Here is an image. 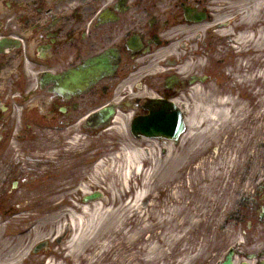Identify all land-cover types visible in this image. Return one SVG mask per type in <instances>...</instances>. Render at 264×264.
Here are the masks:
<instances>
[{
    "label": "rangeland",
    "instance_id": "obj_1",
    "mask_svg": "<svg viewBox=\"0 0 264 264\" xmlns=\"http://www.w3.org/2000/svg\"><path fill=\"white\" fill-rule=\"evenodd\" d=\"M215 21L249 37L248 45L238 53L248 56L236 61L239 70L247 71L236 76L235 84L222 80L221 87L207 85L205 99L188 101L186 115L193 118L196 111H201L202 116L203 111L219 106L217 102L225 98V92L238 89L228 98L231 105L225 110H229V116L221 117L217 124L194 121L179 146L167 148L165 156L159 144L153 143L154 147L134 141L121 120L95 132L93 138L85 140L79 135L77 144L66 145L71 152L56 160L58 168L51 167L49 173L44 167L38 171L29 164V178L20 181L19 191L0 195V254L5 260L1 264H74L66 250L73 233L67 232L66 225L70 214L77 219L82 216L83 190L102 192L106 202L86 206L94 211L100 204L103 211L94 220L89 215L84 218L87 224L95 225L89 235L94 234L95 240L85 239V249H74L77 264L87 259L93 264H153L164 260L152 254L173 249L185 252L182 260L189 262L191 253H206L211 258L220 247L224 251L234 244L230 227L223 222L221 231L220 221L231 208L247 219L252 188L249 183H241L249 174L258 172L264 177V0H228ZM62 138L61 145L67 134ZM47 146V153L62 151L57 140ZM144 148L150 151L151 159L139 156L142 174L132 170L131 182L124 185L126 168L119 155L141 153ZM49 165L54 166V162ZM168 186L171 190L167 193ZM137 192H144L148 199L137 203ZM159 193L164 200L161 196L155 200ZM151 203L152 208L145 205ZM128 204L138 208H129ZM220 208L224 219L212 211ZM150 221L154 225L148 232ZM239 228L246 231L245 225ZM107 241L109 248L103 256H97L99 247ZM43 242H48L49 250L33 254ZM18 251L22 258L16 257Z\"/></svg>",
    "mask_w": 264,
    "mask_h": 264
},
{
    "label": "flooded vegetation",
    "instance_id": "obj_2",
    "mask_svg": "<svg viewBox=\"0 0 264 264\" xmlns=\"http://www.w3.org/2000/svg\"><path fill=\"white\" fill-rule=\"evenodd\" d=\"M221 2L0 0V192L14 193L28 177L38 132L68 131L80 120L94 128L95 106L110 105L118 89L122 107L140 117L152 101L184 98L192 77L203 89L229 83V41L206 28ZM167 254L159 264H179L184 253Z\"/></svg>",
    "mask_w": 264,
    "mask_h": 264
},
{
    "label": "bare ground",
    "instance_id": "obj_3",
    "mask_svg": "<svg viewBox=\"0 0 264 264\" xmlns=\"http://www.w3.org/2000/svg\"><path fill=\"white\" fill-rule=\"evenodd\" d=\"M243 39H249V37H240L238 40H243ZM218 103V107H215L211 110L208 111H203L202 116H200V112L201 111H196L195 115L193 118L188 119V123L191 125L192 123H198L201 119H205L207 120V123L214 122L215 124H217L220 121L221 117H228L229 116V111L225 110V108L227 107L228 101L227 100H220L217 102ZM115 121L119 122L120 119L119 117L115 119ZM140 153L139 152H133V153H127V154H122L119 155L118 158H120L124 164L126 168V171L124 172V176L125 177H129V175L131 174V171L133 170L134 173H140L141 170V159H140ZM142 173V172H141ZM128 178H125L124 182H127ZM129 184V183H128ZM127 184V185H128ZM146 184V183H145ZM126 185V186H127ZM85 191V190H84ZM88 193V191H85L84 194ZM144 192H138L136 194V201H140L142 200L144 197ZM80 213H81V217H78V219L76 217H73L72 214L69 215L70 217V222L67 223V225L69 226V233L71 231V234L73 233V235H71L70 242H69V247L66 249L70 255L69 257L71 258V260L73 261L74 264H77L75 256L76 253L74 252V249H76L78 247V249H85L86 245L85 243L87 239V241H94L95 240V236L93 234V237H89V235H91L93 233V231L95 230V225L93 223L91 224H87L86 222H84V218L85 216H91L94 220V216H97L98 214H101L103 209H102V205L100 204H96V206L94 207V211H91L88 207H81L79 209ZM98 219V217L96 218V220ZM67 226V227H68ZM75 231V232H74ZM116 231V230H114ZM68 232V231H67ZM61 234V231L59 232ZM61 236V235H60ZM109 248V243L108 241L106 243H103L100 247H99V252L97 256H103L105 253V251ZM67 255V256H68ZM3 256L0 254V264L2 262H4L5 260H3L2 258ZM16 257L18 258H22L21 256V252H17L16 253ZM93 258H95V255L93 256ZM83 264H93L92 259H87V260H83L82 262ZM16 264V263H14ZM18 264V262H17ZM44 264H51L49 261H45Z\"/></svg>",
    "mask_w": 264,
    "mask_h": 264
},
{
    "label": "water",
    "instance_id": "obj_4",
    "mask_svg": "<svg viewBox=\"0 0 264 264\" xmlns=\"http://www.w3.org/2000/svg\"><path fill=\"white\" fill-rule=\"evenodd\" d=\"M165 110H170L172 112L169 117L161 121V113H158L157 117L159 120L154 119L150 122V119H146L145 122H143V129L139 130L135 127V130L146 134L147 137H164L177 141L179 135L184 131V125L180 117V113L173 112L172 105H166ZM147 127L149 128L147 129ZM95 198H97V196H92L85 200H94Z\"/></svg>",
    "mask_w": 264,
    "mask_h": 264
}]
</instances>
